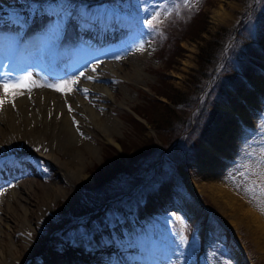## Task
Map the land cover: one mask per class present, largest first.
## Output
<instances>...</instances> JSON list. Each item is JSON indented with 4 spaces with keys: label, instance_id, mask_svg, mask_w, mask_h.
<instances>
[{
    "label": "rangeland",
    "instance_id": "obj_1",
    "mask_svg": "<svg viewBox=\"0 0 264 264\" xmlns=\"http://www.w3.org/2000/svg\"><path fill=\"white\" fill-rule=\"evenodd\" d=\"M12 1L0 8V27L13 22L25 30L35 22L34 31L46 29L45 38H56V44L69 14L82 5L85 14L99 12L95 15L132 27L131 35L103 46V54L119 62L120 75L110 72L88 106L104 122L115 119V125L104 136L94 124L87 137L77 133L90 140L72 165L83 176L56 177L51 161L30 154L34 170L0 185V197L29 186L21 202L30 210L27 220L37 226L29 230L35 242L31 252L15 238L22 248L15 264L45 263L46 250L77 244L73 238L92 234L101 221L120 213L131 244L156 245L160 255H169V264H264V111H252L255 120L233 133L226 110L243 107L245 94L257 97L251 81H264V0H42L17 7ZM4 31L0 28V35ZM11 31L6 37L14 35ZM136 44L142 52L134 51ZM84 51L75 54L74 65L89 68L93 59ZM22 142L12 140L3 151L13 156ZM27 147L34 150L31 141ZM56 148L51 152L63 160L65 150ZM53 181L64 194L49 192ZM42 192L49 196L45 208L37 201ZM4 208L5 221L17 228L20 204Z\"/></svg>",
    "mask_w": 264,
    "mask_h": 264
},
{
    "label": "bare ground",
    "instance_id": "obj_2",
    "mask_svg": "<svg viewBox=\"0 0 264 264\" xmlns=\"http://www.w3.org/2000/svg\"><path fill=\"white\" fill-rule=\"evenodd\" d=\"M25 1H42V0H13L12 2L15 3L16 4L15 7H17L21 5L24 6ZM9 3L10 0L7 1L0 0V8L8 5ZM76 12H73L70 15V18L73 21H76L75 27H71L66 30L68 33L65 36V38L61 40L58 47L57 46L53 47L52 45H49V42L47 41L48 45L40 49L37 54V58L39 61L40 59H42L43 61H47L52 49H55L57 47L58 49H60L59 51L60 60L63 61L69 59V61L72 62L73 57L75 56L76 53L81 52L83 54L84 51L83 47L81 46H76V48H74L73 45L74 41L72 40H75V38L84 41V43H86L87 45L95 43L94 46L95 45L100 46V49H98L100 51L101 49L105 48L103 46L111 42V38L115 37L114 40L118 41L119 38H123L130 34V32H126L130 26L126 23L116 22V21L112 22L103 15L102 17L95 15L99 13L95 11L92 12L93 13L92 15L85 14L86 12L83 8H81V10H77ZM220 14L221 13L219 8L213 12L214 21H218L217 19H219ZM40 21L41 19L38 20V22ZM0 28H3L4 30L8 31L9 27L3 25ZM33 28L35 29V22L30 23V27L26 30L25 35L26 34L28 35L30 33L31 35H33V33L34 34L37 33V32H33L34 30ZM43 31L45 33L41 32L42 33L41 37L39 35L35 37H31V39L27 41L26 45L17 46L15 50V54L13 56L7 55L6 53L3 54L5 52L4 51L5 48L3 49V45L5 43H8V39H5V41L0 39V61L6 60L4 64H1L2 67L0 68V76H1L0 80L5 78L6 75L9 77L10 83L13 80H15L16 77H24V78L30 77L31 80L36 85H45V86L31 87L30 90L23 89L22 94L16 95L15 98H13L12 95L6 94L4 89L0 88V99H3L5 101V103H3L2 106H0V162H5L4 164L0 165V175L2 174L8 177L9 173H14L19 177L20 173L23 174L26 168L28 169L32 168L31 167L32 164H30V162L27 159L30 154H36L51 161L52 167L56 171V177H60V176H64L65 174L66 175L68 174L69 176L71 175L72 178L74 179L80 175L83 176V174L81 172L82 169H80V167L75 166L73 168L72 165L74 164L75 161H80L79 151H81V149L83 150V148H85L86 145L89 144L90 142V140L89 139L86 140V138L80 139V136H78L77 133L79 131L80 132L82 131L84 133V136L87 137L91 132L89 128L91 127L92 124H94L96 126L99 125V132L101 133L102 136H104L107 132L106 129L111 125H115L114 123L115 119L108 121L107 118V120L104 122L105 117L97 118L95 116V112H93L95 108L91 109V106L89 107L88 104L89 102H92V99L94 98L93 90L96 91V89L100 88L103 85L106 78L110 75L109 74L110 72L111 75L113 76L120 75L119 74L120 65L119 62L112 59L113 58L112 56L110 57L107 56L106 54L105 56L103 52H100L98 54H93L95 52L89 50V52L84 51L87 57L93 58V62L89 64V68H83L82 66L74 65L73 63L72 65L71 63H69L71 64L69 70L71 69L73 70L72 74L69 75L68 72L69 70L67 72H62L63 70L62 71L60 70L59 74L60 75L61 73L63 74L59 77V79L54 80V79L46 78L43 75H41L40 72L38 74L37 69L32 66L34 59V55L32 53L33 46L46 35L47 30L44 29ZM123 33L124 35L120 37L119 35ZM15 41L16 39L9 42L8 44L12 47H15ZM140 47H141L140 45L137 46L136 44V48L134 51L137 50V53L140 51L142 52L143 50H141ZM70 48L71 50H68ZM72 48H74V50ZM66 50L68 51L69 56ZM66 63L67 61H65L63 68ZM100 64L103 65L101 66ZM3 66H6V68H4ZM61 66L62 64L59 65L58 69H60ZM85 66L87 65L85 64ZM97 66H100L102 69L98 70ZM8 67L10 73H4L5 69H7ZM134 70L137 71V68L135 66H134ZM81 73H83V75H81ZM79 77L82 78L84 77V79H86L85 82L84 81L81 82L79 80ZM89 77H91V79H89ZM68 79L71 80L69 82L78 81V83H68V87L72 89L70 92L57 91L53 87L47 86V85H63L65 82H68ZM251 83L253 84L254 89L257 92V97H255L254 94L252 95L248 94L249 96L245 94L240 97V102L242 103L241 105H243V107H239L240 105L237 106L234 104V106L231 105L230 107L226 108L227 112L231 116V120L229 122L230 123L232 122V124L234 125L233 130H230L233 133L237 132L239 128L246 127V124L248 123L249 120H251V118H253V121L255 120L252 111L254 110L264 111L263 110L264 81L263 79L257 77L255 80H252ZM116 84H120V83H116ZM120 86L122 85L120 84ZM83 89H87L88 91L84 92ZM109 97H111L110 94ZM69 106H71V111H69ZM256 120H259V118ZM84 122L86 123V126L83 125ZM77 127H79L80 130ZM241 137L242 136H240V138ZM15 139L22 140L23 147L19 148L16 151V154L13 155V159L7 160L8 155H6L3 149L7 148V145L12 143V140ZM108 140L112 141L111 138H108ZM240 140L242 141V138ZM29 141H31V143L34 145V150L32 151L29 149V147H27ZM241 141L237 142V144L241 143ZM57 145L62 146V148L65 150L66 156L63 160L60 159L59 156L51 152L52 149L54 150L57 149L56 148ZM90 148L94 150L93 147L90 146ZM219 155L221 156V154L218 153V156ZM0 181H1V176H0ZM192 186H193L192 189L195 192L196 191L195 189H197L198 187L195 185ZM20 188L21 190L18 191H14V189L8 190L4 195L0 197V264H15V262L20 259L19 254L22 252V248L19 245L18 241H16L15 239L16 237L23 239V244L29 252L33 250V246L35 245V242L32 240V236L29 230L36 229L37 226H35L34 228V226H32V223L29 220H27V214L30 213L29 212L30 210L29 208L24 206L21 202L22 200L25 201L26 196L28 195L29 192V186L28 185L24 186V184H22ZM48 189L49 192H53L54 194L56 195L58 194L59 196L60 194L61 195L64 194V191L60 190L61 188L58 189L54 181L52 182L51 185H49ZM37 198H38L37 201H39L40 204L39 207L41 206L43 207L44 204L47 206L49 205L48 193L44 194V192H42L41 194L38 195ZM13 203L20 204L21 213H22L20 220L17 223L18 224L17 228L12 227L9 224V222L5 221V218L3 217V214L5 213L4 205L6 206L7 209H9L13 205ZM43 208H45V206ZM102 227L103 230L101 229L96 230L93 233V235H89L88 237L78 236L75 237V239L78 241L87 242V245L86 244L85 245L86 246L89 245L91 247L98 249L97 252H105L108 250L111 251L114 255L118 254L120 257H122L125 253L123 249L120 248L119 246L123 245L124 247V243L126 240L125 237L122 238V236H124L123 233L125 231L123 230L121 233L118 228L119 226L102 225ZM117 236L119 237L120 240H117L116 238ZM128 247L131 248L132 246H128ZM71 251L72 249L67 247L65 248L63 245V248L58 252L59 255L63 257H58V258H55L57 256V254H55L56 253L55 250H51L50 252H45L44 257L46 259V262L44 263L40 261L39 264H67L69 261L68 259H70V256L72 255ZM126 252H128L129 254V257L125 255L127 256V260L131 261V263L129 262V264L144 263V261L141 259L140 256L141 254H139L138 247H132V250L127 249ZM147 253L157 254L158 250H156L155 252L149 250ZM145 255L147 256V254ZM152 256L150 255L149 264H153V262L157 263L155 261L156 255H152ZM158 256L160 257L159 258L160 261H158L159 264L160 262L161 264H169L170 262L169 255L159 254ZM239 258L242 261L240 256ZM122 259L124 260V258ZM124 262L125 264H127L126 260H124ZM109 263L124 264L123 262H121V259L117 258V256L116 257L110 256Z\"/></svg>",
    "mask_w": 264,
    "mask_h": 264
},
{
    "label": "snow or ice",
    "instance_id": "obj_3",
    "mask_svg": "<svg viewBox=\"0 0 264 264\" xmlns=\"http://www.w3.org/2000/svg\"><path fill=\"white\" fill-rule=\"evenodd\" d=\"M151 25L152 21H148ZM119 58V57H117ZM83 75V73H81ZM91 79V77H89ZM68 83H78V81L65 82L63 85H47L48 87H53L57 91H68L70 92L72 89L68 87ZM45 85H36L30 77H16L11 83L8 80H0V88L4 89L5 93L8 95H12L15 98L16 95L22 94L23 89H31V87H38ZM84 92H87V89H83ZM5 101L0 99V106L3 105ZM69 111H71V106H69ZM46 171V169H45ZM264 211V208H262ZM187 242V241H185Z\"/></svg>",
    "mask_w": 264,
    "mask_h": 264
},
{
    "label": "trees",
    "instance_id": "obj_4",
    "mask_svg": "<svg viewBox=\"0 0 264 264\" xmlns=\"http://www.w3.org/2000/svg\"><path fill=\"white\" fill-rule=\"evenodd\" d=\"M204 64V63H203ZM166 65H167V63H166ZM200 74V73H199ZM202 76H205V74H202ZM204 78V77H203ZM174 95V94H173ZM171 97H168V99H170ZM171 101V100H170Z\"/></svg>",
    "mask_w": 264,
    "mask_h": 264
}]
</instances>
